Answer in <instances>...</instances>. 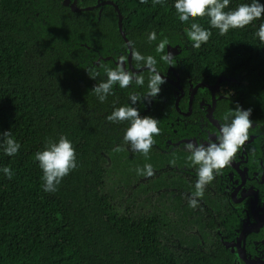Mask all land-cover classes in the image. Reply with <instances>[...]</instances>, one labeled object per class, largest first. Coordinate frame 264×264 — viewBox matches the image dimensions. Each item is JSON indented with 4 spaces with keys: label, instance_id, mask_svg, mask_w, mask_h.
I'll return each instance as SVG.
<instances>
[{
    "label": "trees",
    "instance_id": "1",
    "mask_svg": "<svg viewBox=\"0 0 264 264\" xmlns=\"http://www.w3.org/2000/svg\"><path fill=\"white\" fill-rule=\"evenodd\" d=\"M62 1L0 0V132L10 130L21 144L14 157L0 151V166L8 165L15 173L10 180L0 174V264H177L171 251L154 242L151 219H128L112 210L103 189V169L91 161L90 123L70 111L62 113L69 104L63 108L54 98L59 93L52 83L57 64L73 62L76 52L66 58V52L55 49L123 45L112 6L104 5L100 15L98 10L74 13ZM110 1L118 6L133 48L147 40L150 30L157 32V39L183 36L189 46L180 62L183 68L195 65L208 79L218 74L236 78L235 92L248 101L254 118L264 121V44L253 27L258 21L223 36L211 29L208 43L193 49L188 25L179 23L172 0ZM242 2L247 0H231L229 8ZM95 3L78 0L77 5ZM196 22L209 27L207 17ZM59 135L73 142L79 167L56 192L45 193L34 153L46 139ZM222 255L221 261L190 264H231Z\"/></svg>",
    "mask_w": 264,
    "mask_h": 264
},
{
    "label": "flooded vegetation",
    "instance_id": "2",
    "mask_svg": "<svg viewBox=\"0 0 264 264\" xmlns=\"http://www.w3.org/2000/svg\"><path fill=\"white\" fill-rule=\"evenodd\" d=\"M76 1L80 11L99 12L96 3L89 6L91 10H82L87 7L78 6ZM169 36L170 46H166V51L175 56L172 66L159 62L155 45L160 39L153 45L145 40L139 48L131 45V49L129 42H132L127 36L128 44L120 36L123 45L119 47L55 49L66 52V58L76 52L73 62L57 64L55 72L61 81L58 82L57 77L52 81L59 91L54 98L63 108L69 104L68 110L62 113L70 111L79 121L90 123L93 133L90 149L94 155L91 161L98 162L103 169V189L112 210L128 219H151L154 242L171 251L177 264H190L193 260L221 261L222 254L231 264L236 256L240 257L241 264H244L243 259L254 256L264 260V175H261L264 172V121L255 119L251 112L254 126L261 125V129L250 130L254 137H250L249 143L237 153L232 165L224 168L205 187L199 207H188L186 195L195 191V170L186 159V143L207 142L210 135L217 133L215 121L228 107L239 105L243 109L250 106L235 92L236 78L218 74L214 79H208L196 70L195 65L184 69L180 62L188 54L189 46L183 36ZM48 50L53 51L52 48ZM130 51L157 57V70L166 80L157 98L149 104L141 102L137 105L141 115H151L159 120L160 134L155 137L147 158L130 152L122 141L125 124L105 120L113 107L128 101L129 92L142 94L145 89L134 84L126 89L114 87L113 94L103 103L90 90L95 82L104 78L103 66L115 67L120 56L126 57V68L144 76L147 82L150 73L138 68ZM97 60L100 75L94 81L86 69ZM51 75L49 71V79ZM226 78L234 81L229 82ZM146 162L151 163L155 171L151 178L139 177L135 172Z\"/></svg>",
    "mask_w": 264,
    "mask_h": 264
},
{
    "label": "clouds",
    "instance_id": "3",
    "mask_svg": "<svg viewBox=\"0 0 264 264\" xmlns=\"http://www.w3.org/2000/svg\"><path fill=\"white\" fill-rule=\"evenodd\" d=\"M146 2L147 0H139L141 4ZM153 2L158 4L161 0H153ZM230 3L231 0H172L171 8L179 23L188 25L186 34L192 42L193 49H199L208 43L212 36L211 29H216L217 34L223 36L230 30L244 29L253 25L254 21L259 22L253 25L254 36L260 44H264V19H262L264 3L261 0H247L234 8H229ZM198 17H207L209 27H203L196 22ZM157 35L155 30L146 33L149 42L157 41ZM166 46H170L169 41L166 38L160 39L155 45V52L158 54L159 62L172 66L175 64V56L171 51H166ZM129 49H131L130 42ZM130 57L136 61L138 68L148 70L150 75L147 82L144 76L126 68V57L120 56L115 61V67L103 66L104 78L95 82L90 90L96 99L103 103L113 94L114 87L126 89L134 84L138 88L145 89L142 94L129 92L128 101L119 107H113L105 116V120L113 124H125L121 135L122 141L130 152L147 158L154 146L155 137L160 134L159 120L151 115H141L137 105L141 102L149 104L157 98L166 80L157 70V57L145 56L140 51H130ZM99 66L97 60L86 69L88 76L94 81L100 75L97 70ZM251 112V108L242 109L239 105L235 108L228 107L221 118L215 121L217 133L210 135L207 142L186 143L185 151L188 153L186 159L191 162L195 170V191L186 195L188 207L192 209L199 207V198L203 197L205 187L216 175L221 174L224 168L232 165L237 153L249 143L250 137H254L250 135V130L257 127L261 129V125L254 126L253 120L250 119ZM20 148V142L10 130L0 132V151L5 156H16ZM250 151L254 152L255 149ZM34 161L40 170L41 189L45 193L56 192L62 180L79 167L73 142L66 135L46 139L41 149L34 153ZM135 172L137 176L143 178H151L155 175L153 165L148 162L142 167H137ZM0 174L9 180L15 175L8 165L0 166ZM261 175H264V172H261Z\"/></svg>",
    "mask_w": 264,
    "mask_h": 264
},
{
    "label": "water",
    "instance_id": "4",
    "mask_svg": "<svg viewBox=\"0 0 264 264\" xmlns=\"http://www.w3.org/2000/svg\"><path fill=\"white\" fill-rule=\"evenodd\" d=\"M76 2H77L76 0H73V1L63 0L62 5L69 7L72 12H79L80 9L77 8ZM104 5H108V6L113 7L114 12H115L116 17H117L118 32H119L120 36L124 39L125 43L128 44V40L126 39L125 31L122 27V15L118 9V6L110 0H96V7H100L98 15H100L101 7ZM91 9H92V7H87V8H84L82 10H91ZM225 80H227L229 82L234 81L232 78H226ZM239 258L240 257L236 256L235 259L233 260V264H241ZM243 262H244V264H264V260H262L261 258H258L257 256L251 257L249 259H243Z\"/></svg>",
    "mask_w": 264,
    "mask_h": 264
},
{
    "label": "rangeland",
    "instance_id": "5",
    "mask_svg": "<svg viewBox=\"0 0 264 264\" xmlns=\"http://www.w3.org/2000/svg\"><path fill=\"white\" fill-rule=\"evenodd\" d=\"M264 58V57H263Z\"/></svg>",
    "mask_w": 264,
    "mask_h": 264
}]
</instances>
